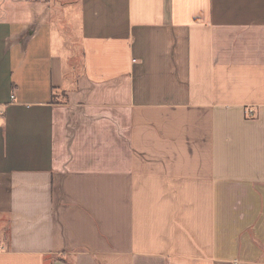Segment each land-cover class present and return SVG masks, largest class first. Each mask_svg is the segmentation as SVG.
<instances>
[{
	"label": "crops",
	"instance_id": "obj_1",
	"mask_svg": "<svg viewBox=\"0 0 264 264\" xmlns=\"http://www.w3.org/2000/svg\"><path fill=\"white\" fill-rule=\"evenodd\" d=\"M0 264H264V0H0Z\"/></svg>",
	"mask_w": 264,
	"mask_h": 264
},
{
	"label": "built area",
	"instance_id": "obj_2",
	"mask_svg": "<svg viewBox=\"0 0 264 264\" xmlns=\"http://www.w3.org/2000/svg\"><path fill=\"white\" fill-rule=\"evenodd\" d=\"M10 99H13L12 95L10 96ZM247 113L250 114V113H252V111L251 110H247Z\"/></svg>",
	"mask_w": 264,
	"mask_h": 264
}]
</instances>
